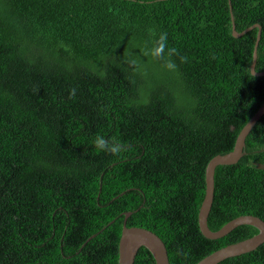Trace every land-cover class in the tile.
<instances>
[{
	"label": "trees",
	"instance_id": "1",
	"mask_svg": "<svg viewBox=\"0 0 264 264\" xmlns=\"http://www.w3.org/2000/svg\"><path fill=\"white\" fill-rule=\"evenodd\" d=\"M230 3L264 71V0ZM231 26L228 0H0V264H118L126 211L169 264L258 232L197 222L207 162L264 104L258 28ZM243 151L215 167L211 230L264 220V114ZM133 264L155 262L142 246ZM217 264H264V242Z\"/></svg>",
	"mask_w": 264,
	"mask_h": 264
},
{
	"label": "water",
	"instance_id": "2",
	"mask_svg": "<svg viewBox=\"0 0 264 264\" xmlns=\"http://www.w3.org/2000/svg\"><path fill=\"white\" fill-rule=\"evenodd\" d=\"M228 1L232 23L231 33L234 37H239L254 27L258 28L249 70L252 75H264V71L255 70L257 44L261 35V27L259 24L255 23L246 27L242 31H237L234 24L231 3L230 0ZM262 114H264V104L254 112V114L240 129L234 141L232 150L223 154H217L210 158L207 162L204 174L205 194L197 215L198 227L203 236L209 239L220 238L241 224L252 225L258 229V232L248 238L230 243L226 246L214 250L213 252L202 257L195 264H217L225 258L249 252L264 242V220L256 215H239L226 222L217 230H211L207 225V218L214 194L215 167L217 165L235 163L242 155L245 154V152L243 151V148L245 146V138ZM255 164L258 168L264 169V163L256 162ZM123 215V224L118 241V264H133L137 251L142 246L149 250L154 258L155 264H169L168 252L163 240L155 232L147 228L140 226H126L127 218L131 215V212L126 211L123 213Z\"/></svg>",
	"mask_w": 264,
	"mask_h": 264
},
{
	"label": "clouds",
	"instance_id": "3",
	"mask_svg": "<svg viewBox=\"0 0 264 264\" xmlns=\"http://www.w3.org/2000/svg\"><path fill=\"white\" fill-rule=\"evenodd\" d=\"M96 144H97L100 148H102V149H107V150H109V151H111V152H114V153L119 152V151L121 150L120 146H118V145H117V146L108 147L106 141H105L103 138H98V139L96 140Z\"/></svg>",
	"mask_w": 264,
	"mask_h": 264
}]
</instances>
